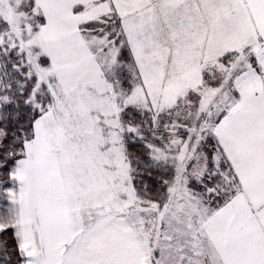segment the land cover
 Instances as JSON below:
<instances>
[{
    "label": "snow or ice",
    "instance_id": "snow-or-ice-1",
    "mask_svg": "<svg viewBox=\"0 0 264 264\" xmlns=\"http://www.w3.org/2000/svg\"><path fill=\"white\" fill-rule=\"evenodd\" d=\"M0 264H264V0H0Z\"/></svg>",
    "mask_w": 264,
    "mask_h": 264
}]
</instances>
